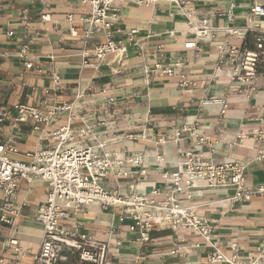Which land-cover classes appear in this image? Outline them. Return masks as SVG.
I'll use <instances>...</instances> for the list:
<instances>
[{
	"label": "crops",
	"instance_id": "1",
	"mask_svg": "<svg viewBox=\"0 0 264 264\" xmlns=\"http://www.w3.org/2000/svg\"><path fill=\"white\" fill-rule=\"evenodd\" d=\"M254 4L264 0L124 2L108 12L110 26L89 33L84 19L90 5L80 0H0V108L12 117L2 126L3 135L13 136L16 157L24 159L35 147L52 143V132L68 120L73 131L91 126L85 144L96 150L103 143L101 151L111 159L103 187L126 192L132 186L134 193L151 199L176 193L172 174L183 170L185 152L213 163H241L245 185L254 191L264 187V138L254 135L264 124V62L257 75L243 81L232 74L239 67L218 60L223 42L236 48L252 43L254 33L244 41L226 29L248 24ZM43 15L48 19L43 21ZM108 36L123 51L107 52L99 60L95 48ZM187 41L195 47L186 48ZM165 68L174 73H164ZM53 73L60 77L56 91ZM16 104L44 112L66 107L34 130L29 119L14 122ZM190 183L193 187L184 188L182 182L179 204L196 207L207 219L210 240L157 223L141 238L144 229L130 230L129 216L119 221L118 209L103 210L97 202L72 214L70 223L108 241L105 264H231L211 260L215 252L228 259L236 254L240 264L257 255L264 247V190L237 200L233 186H207L191 178ZM45 190L42 181L21 183L14 227L0 221L2 264L15 259L10 238L26 251L19 262H30L41 238L34 215ZM261 254L264 264V250Z\"/></svg>",
	"mask_w": 264,
	"mask_h": 264
},
{
	"label": "built area",
	"instance_id": "2",
	"mask_svg": "<svg viewBox=\"0 0 264 264\" xmlns=\"http://www.w3.org/2000/svg\"><path fill=\"white\" fill-rule=\"evenodd\" d=\"M90 5V18L84 20L88 24L87 32L99 26L111 25L112 16L108 12L124 2L148 4L153 0H80ZM28 18L23 13V21ZM47 20V15L41 16ZM229 20L232 19L228 14ZM205 24V20L201 21ZM242 31V32H241ZM134 30L131 31L133 33ZM254 33L252 43L245 47H232L223 42L220 46L218 60L220 63L229 61L238 72L233 76L243 81L252 79L258 73V68L264 62V4H254L249 9V23L239 29L227 28L226 34L233 35L246 41V36ZM246 44V43H245ZM186 48L195 47L194 41H187ZM123 51L121 45L107 39L95 48V56L100 60L107 52ZM177 63L175 64V66ZM26 67H31L27 62ZM173 68H165L163 72L172 75ZM60 77L52 74V89L59 88ZM250 90L253 88L250 87ZM55 94V93H54ZM52 95L56 99V95ZM112 97L106 99L111 104ZM66 107L61 104L54 109L44 112L40 107L16 104L14 122H24L29 119L34 130H41L53 121L58 111ZM8 111L0 108V221L15 225L17 211L14 207L18 189L23 181H42L46 184L44 202L34 215V220L42 227L38 248L30 252L31 260L20 263L19 257L23 251L17 239H9V247L13 249L15 259L9 264H105L107 260L108 241L96 238L94 235L81 233L77 225L70 223L71 215L84 206L97 202L103 210L108 208L120 211L119 221L125 215L132 219L130 230L142 227L141 238L151 225L157 223L172 230H186L199 234L205 240H210V225L205 217L198 215L196 207L180 205L178 194L182 182L184 188H191L190 178H183L185 170L191 172L195 180H203L211 186L235 187L234 198L248 200L255 192L264 190L259 187L256 191L245 185L244 165L236 161L213 163L209 157L192 155L185 152L182 163L183 170L172 174L176 193L165 195L160 199H151L145 194L133 192L132 186L126 192L108 190L101 184V178L107 174L111 163L108 154L101 151L103 143L97 148L86 145L85 141L93 127L84 125L77 131L71 128L72 121L68 120L52 132L53 142L49 145L37 146L25 154V158L16 157L18 149L11 135L4 136L2 126L11 119ZM15 123L13 125H15ZM257 138H264V124L254 131ZM168 176V174H166ZM153 191V194H156ZM190 195L187 194V198ZM264 247L257 255H251L240 264H262L261 258ZM213 261H226L238 264L237 255L231 259L215 252ZM2 264V259H0Z\"/></svg>",
	"mask_w": 264,
	"mask_h": 264
},
{
	"label": "bare ground",
	"instance_id": "3",
	"mask_svg": "<svg viewBox=\"0 0 264 264\" xmlns=\"http://www.w3.org/2000/svg\"><path fill=\"white\" fill-rule=\"evenodd\" d=\"M89 18H90V15H89L87 18H85L84 20L89 19ZM199 32H200V31H199ZM184 175L188 176V177L191 178V179H194L193 175H192L191 172L188 171V170H185V171H184L183 176H184ZM199 180H200V181H204L202 176L199 177ZM206 185H207V186H211V185H209L208 183H206ZM220 187H222V188H226V187H229V186H220Z\"/></svg>",
	"mask_w": 264,
	"mask_h": 264
}]
</instances>
